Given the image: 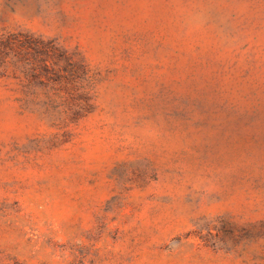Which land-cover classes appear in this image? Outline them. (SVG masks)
Listing matches in <instances>:
<instances>
[{
    "label": "rangeland",
    "instance_id": "1",
    "mask_svg": "<svg viewBox=\"0 0 264 264\" xmlns=\"http://www.w3.org/2000/svg\"><path fill=\"white\" fill-rule=\"evenodd\" d=\"M0 41V264H264V0H0Z\"/></svg>",
    "mask_w": 264,
    "mask_h": 264
},
{
    "label": "trees",
    "instance_id": "2",
    "mask_svg": "<svg viewBox=\"0 0 264 264\" xmlns=\"http://www.w3.org/2000/svg\"><path fill=\"white\" fill-rule=\"evenodd\" d=\"M25 41L22 42L23 46L26 48H31L35 53L41 55V59H39L38 69L40 73L47 75L50 71V66L48 65V61H52L54 64L62 61L67 65L71 64V58L65 54L64 51L60 50L58 46L52 40L41 41L38 39H32L31 37L24 35ZM1 42V41H0ZM33 42V43H32ZM39 43V45H37ZM2 47H8V45L4 43H0Z\"/></svg>",
    "mask_w": 264,
    "mask_h": 264
}]
</instances>
